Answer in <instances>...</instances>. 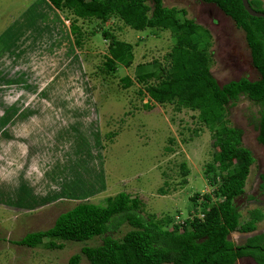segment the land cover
I'll return each mask as SVG.
<instances>
[{"label":"rangeland","instance_id":"rangeland-1","mask_svg":"<svg viewBox=\"0 0 264 264\" xmlns=\"http://www.w3.org/2000/svg\"><path fill=\"white\" fill-rule=\"evenodd\" d=\"M162 4L184 8L186 17L208 31L209 72L218 84L257 78L243 31L214 3ZM66 18L47 0H0V264H68L82 245L98 244L99 237L44 238L34 247L15 243L28 232L49 228L77 202L102 204L124 192L140 199V215L168 216L172 224L198 214L202 194L214 188L204 171L214 162L213 132L198 112L137 93L143 87L135 76L137 65L145 64L143 71L153 60L167 65L174 42L169 30H135L116 17L105 23L78 19L84 37L77 48ZM102 29L131 43L130 65L117 64L112 73L98 70L107 56ZM257 110L242 95L226 107L227 124L241 129L242 145L254 159L243 193L234 198L239 222L253 208L263 213L254 231L227 235L234 244L264 230V186L258 176L264 148L256 140ZM194 193L196 205L190 201ZM128 229L123 222L107 234L120 237ZM77 264L89 262L81 255ZM233 264L256 262L244 256Z\"/></svg>","mask_w":264,"mask_h":264},{"label":"trees","instance_id":"trees-1","mask_svg":"<svg viewBox=\"0 0 264 264\" xmlns=\"http://www.w3.org/2000/svg\"><path fill=\"white\" fill-rule=\"evenodd\" d=\"M47 1L56 10L67 13L68 30L77 48L84 37L78 19L94 18L105 23L116 17L135 30H169L174 42L166 54L167 65L153 60L149 63L151 69L146 71H143L145 64L137 65L135 76L143 83L137 93L159 104L170 102L176 109L184 107L198 112L199 120L213 132L214 162L207 163L204 171L205 179L214 188L211 194H202L198 214L187 215L180 222L169 224L170 217L157 218L152 213L144 217L140 215L142 202L137 196L118 192L105 197L102 204L77 202L59 213L49 228L28 232L15 243L34 247L44 238L50 241L100 238L98 244L82 245L79 253L70 256L68 264H77L81 255L89 264H233L244 256L251 257L256 264H264V230L248 236L242 244H234L227 238L232 231H254L263 213L253 208L247 219L239 222L234 198L243 193L254 159L242 145L241 129L228 125L226 120L227 105L240 95L257 105L256 140L264 148V17L249 15L240 0H201L214 3L243 31L251 64L258 73L253 80L239 77L218 84L209 72V33L186 17L184 8L165 6L162 0ZM248 4L264 11L261 0H248ZM100 32L107 40V56L98 70L112 73L117 64L130 65L131 43L115 38L108 29ZM149 78L155 81L147 82ZM124 84H130V80ZM143 106L148 108L147 103ZM181 167L185 173L184 165ZM258 176L264 186V160ZM197 197L196 193L190 196L194 205ZM123 222L129 229L120 237L107 234Z\"/></svg>","mask_w":264,"mask_h":264},{"label":"water","instance_id":"water-1","mask_svg":"<svg viewBox=\"0 0 264 264\" xmlns=\"http://www.w3.org/2000/svg\"><path fill=\"white\" fill-rule=\"evenodd\" d=\"M243 9L251 16H255V17H264V11H257L255 9H253L249 4H248V0H240Z\"/></svg>","mask_w":264,"mask_h":264},{"label":"flooded vegetation","instance_id":"flooded-vegetation-1","mask_svg":"<svg viewBox=\"0 0 264 264\" xmlns=\"http://www.w3.org/2000/svg\"><path fill=\"white\" fill-rule=\"evenodd\" d=\"M262 1V0H261ZM263 8V7H262Z\"/></svg>","mask_w":264,"mask_h":264}]
</instances>
